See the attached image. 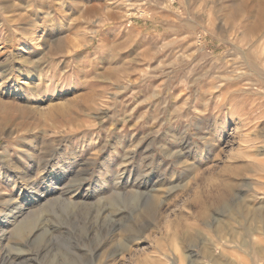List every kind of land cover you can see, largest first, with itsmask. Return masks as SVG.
I'll use <instances>...</instances> for the list:
<instances>
[{
  "label": "rangeland",
  "instance_id": "rangeland-1",
  "mask_svg": "<svg viewBox=\"0 0 264 264\" xmlns=\"http://www.w3.org/2000/svg\"><path fill=\"white\" fill-rule=\"evenodd\" d=\"M263 40L264 0H0V264H264L215 204L264 210Z\"/></svg>",
  "mask_w": 264,
  "mask_h": 264
},
{
  "label": "bare ground",
  "instance_id": "bare-ground-1",
  "mask_svg": "<svg viewBox=\"0 0 264 264\" xmlns=\"http://www.w3.org/2000/svg\"><path fill=\"white\" fill-rule=\"evenodd\" d=\"M261 26H262V23L261 22H259L258 23V25H256V26H254L251 30H255V29H260L261 28ZM253 32V31H252ZM264 41V40H263ZM261 43V42H260ZM260 48H262V46H261V44H260ZM261 51H262V49H261ZM264 51V50H263ZM262 53V52H261ZM264 54V53H263ZM264 59V58H263ZM227 189V188H226ZM224 192H225V190H224ZM221 194H222V192H221ZM221 194L219 195V196H221ZM223 195V194H222ZM219 198V197H218ZM232 198V194L231 193H229L228 191H227V194L225 193V195L223 196V197H221V198H219V200H218V202L216 201L215 202V204H217V205H221V206H225V207H227V206H229L230 207V209L231 210H236L237 211V213L239 214V216L240 217H243V220L244 221H237L238 223H239V226L240 227H242V229L244 228H248L247 226V224H248V222H250V221H252V223H251V225H249L250 227V229H254V230H257V228H262L263 229V232H264V210L263 209H261L260 207L258 208V207H251L250 205L252 204H250V203H247V202H245L244 200H241L240 201V203L238 202V203H234L235 205H232L231 203L232 202H230V199ZM212 203V202H211ZM210 204V203H209ZM250 204V205H249ZM207 206V205H206ZM211 206H212V204H211ZM210 207V206H209ZM205 208V207H204ZM206 210V209H205ZM209 210V209H208ZM201 211H203V213H205L204 215L202 214V216H205L206 214H207V212L208 211H205L204 212V210H201ZM232 212V211H231ZM200 214H201V212H200ZM235 214V213H234ZM233 215V214H232ZM141 217V216H140ZM244 217H248L247 219L246 218H244ZM250 219V220H249ZM220 222H223V221H220ZM219 222V223H220ZM218 223V224H219ZM225 223V222H224ZM229 223V222H228ZM227 225V223L226 224H223L222 226L224 227V226H226ZM218 227H219V225H217ZM226 228V227H225ZM134 230V229H133ZM253 231V230H252ZM259 231V230H258ZM262 232V231H261ZM254 233V232H253ZM209 252V251H208ZM258 252V251H257ZM260 253V252H259ZM262 253V252H261ZM260 253V254H261ZM262 255V254H261ZM260 255V256H261ZM214 257V256H213ZM215 262V261H214ZM221 263V262H220ZM222 263H224V262H222ZM221 263V264H222ZM227 263V262H226ZM215 264H219L218 263V261L216 260V262H215Z\"/></svg>",
  "mask_w": 264,
  "mask_h": 264
}]
</instances>
